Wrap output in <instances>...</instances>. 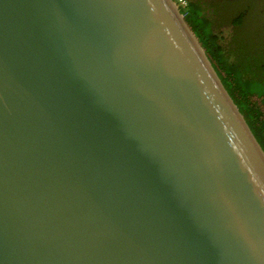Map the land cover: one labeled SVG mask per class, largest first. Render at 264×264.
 Listing matches in <instances>:
<instances>
[{"label":"water","instance_id":"obj_1","mask_svg":"<svg viewBox=\"0 0 264 264\" xmlns=\"http://www.w3.org/2000/svg\"><path fill=\"white\" fill-rule=\"evenodd\" d=\"M0 264H264V150L173 0H0Z\"/></svg>","mask_w":264,"mask_h":264},{"label":"trees","instance_id":"obj_2","mask_svg":"<svg viewBox=\"0 0 264 264\" xmlns=\"http://www.w3.org/2000/svg\"><path fill=\"white\" fill-rule=\"evenodd\" d=\"M173 1L264 150V9L253 5L246 16L240 3L230 1L236 6L232 14L223 5V11L216 13L220 24L236 26L226 45L202 5L193 0H187L186 6ZM251 31L252 35L243 36Z\"/></svg>","mask_w":264,"mask_h":264},{"label":"flooded vegetation","instance_id":"obj_3","mask_svg":"<svg viewBox=\"0 0 264 264\" xmlns=\"http://www.w3.org/2000/svg\"><path fill=\"white\" fill-rule=\"evenodd\" d=\"M194 2H198L200 5L203 6V8L206 9V11L208 12V16L210 18V20H212L213 24L216 26V30H225V29H229V32H232V34H235V28L236 26L233 27L232 24H230L231 22H227V24H220V21L218 20V16H217V11L218 10H222L223 9V5H225L227 7V5H230V1L231 0H193ZM262 0H235L234 2H238L240 4H242L245 8H243V10L245 11L244 13L247 14L248 13V8H251L253 5L255 4H259V2H261ZM246 4V6H245ZM260 5V4H259ZM263 9V8H262ZM223 11V10H222ZM221 11V12H222ZM225 11V8H224ZM248 16V14L246 15Z\"/></svg>","mask_w":264,"mask_h":264},{"label":"rangeland","instance_id":"obj_4","mask_svg":"<svg viewBox=\"0 0 264 264\" xmlns=\"http://www.w3.org/2000/svg\"><path fill=\"white\" fill-rule=\"evenodd\" d=\"M233 1H235V0H233ZM260 1V0H259ZM230 5H227V8L228 9H230L231 11H230V13L232 14V13H234V7L236 8V6L234 5V4H237V5H239L238 4V2H236V3H229ZM259 4H260V6H258V8H260V9H264V0H262L261 2H259ZM258 4V5H259ZM256 6V8H257V4H255ZM240 6V5H239ZM208 13V12H207ZM263 16H264V13H263ZM223 25V24H222ZM229 29H225V30H219V32H221L220 34H221V36H222V41H224V43H226V45H228V44H230L231 43V40H232V37H233V34H232V32H229L228 31ZM245 31L246 32H248L249 30H247V29H245ZM236 33V32H235ZM250 35H252V31L251 32H249V33H246V34H243V36H250Z\"/></svg>","mask_w":264,"mask_h":264},{"label":"built area","instance_id":"obj_5","mask_svg":"<svg viewBox=\"0 0 264 264\" xmlns=\"http://www.w3.org/2000/svg\"><path fill=\"white\" fill-rule=\"evenodd\" d=\"M178 2L180 3V5L182 6H186L188 4L187 0H178Z\"/></svg>","mask_w":264,"mask_h":264}]
</instances>
